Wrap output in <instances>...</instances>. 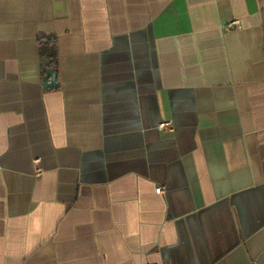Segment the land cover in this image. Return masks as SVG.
<instances>
[{"label":"crops","instance_id":"1","mask_svg":"<svg viewBox=\"0 0 264 264\" xmlns=\"http://www.w3.org/2000/svg\"><path fill=\"white\" fill-rule=\"evenodd\" d=\"M150 263L264 264V0H0V264Z\"/></svg>","mask_w":264,"mask_h":264},{"label":"built area","instance_id":"2","mask_svg":"<svg viewBox=\"0 0 264 264\" xmlns=\"http://www.w3.org/2000/svg\"><path fill=\"white\" fill-rule=\"evenodd\" d=\"M225 29H233V28H239V21L237 19H231L227 21L224 25ZM170 127V123L168 121H162L159 123V128L160 129H168ZM157 192H160L161 189L157 188ZM150 264H155V263H150Z\"/></svg>","mask_w":264,"mask_h":264},{"label":"water","instance_id":"3","mask_svg":"<svg viewBox=\"0 0 264 264\" xmlns=\"http://www.w3.org/2000/svg\"><path fill=\"white\" fill-rule=\"evenodd\" d=\"M46 78L49 79L48 83H45L46 86H53L54 85V80H55V74L52 69H47L46 70Z\"/></svg>","mask_w":264,"mask_h":264},{"label":"trees","instance_id":"4","mask_svg":"<svg viewBox=\"0 0 264 264\" xmlns=\"http://www.w3.org/2000/svg\"><path fill=\"white\" fill-rule=\"evenodd\" d=\"M47 57H49L50 60L53 61V59H52V58H53V55H52V54H49V53H48V54H47Z\"/></svg>","mask_w":264,"mask_h":264}]
</instances>
